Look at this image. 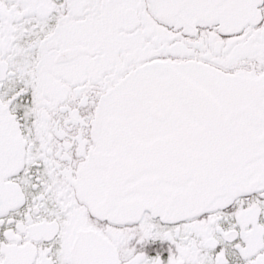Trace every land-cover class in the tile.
<instances>
[{"label":"snow or ice","instance_id":"snow-or-ice-1","mask_svg":"<svg viewBox=\"0 0 264 264\" xmlns=\"http://www.w3.org/2000/svg\"><path fill=\"white\" fill-rule=\"evenodd\" d=\"M0 264H264V0H0Z\"/></svg>","mask_w":264,"mask_h":264}]
</instances>
